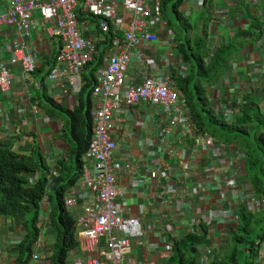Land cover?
<instances>
[{"label": "crops", "instance_id": "crops-1", "mask_svg": "<svg viewBox=\"0 0 264 264\" xmlns=\"http://www.w3.org/2000/svg\"><path fill=\"white\" fill-rule=\"evenodd\" d=\"M6 7V0H0V15L6 12ZM181 12L191 20L204 14L212 51L224 41V36L232 38L250 28H261L253 29V35L247 38L228 71L207 90L214 105L222 103V99L232 103L233 96L244 94L250 88H256L263 101L264 0H184ZM33 17L40 21L37 12ZM251 18L253 22L249 21ZM47 29L46 25V30L32 31L25 39L29 53L39 62L34 72L23 73L19 64L9 62L12 44L19 41L18 33L12 28L0 27V69L8 67L13 75L9 89L0 91V142H11L13 149L21 154L38 150L46 167L57 165L64 158L66 146L61 139V120L50 114L44 99L50 98L68 110L76 106L75 94H64L61 89H66L65 84L60 86L47 77L55 56L54 41ZM88 31L95 34L97 27H89ZM164 38L162 45L142 43L132 51L128 69L131 83H140L145 74L155 72L173 79L184 75L181 69L184 64L173 34H166ZM140 48H145L144 60L138 58ZM120 91L124 92V88ZM166 115L160 106L134 105L123 113L126 122L116 123L111 131L117 141L114 161L130 165V170L126 168L119 174L117 186L123 195L117 205L124 217L139 219L145 231L144 240L133 242L132 263L167 264L161 258L165 243L188 234L193 220L199 218L201 224H208V242L200 248L202 260L207 264L220 247L226 246L227 232L233 227L238 205L245 199L240 188L233 190L226 184L227 180L239 181L242 160L236 154L240 152L229 149L224 157H214L212 150L205 147L203 137L197 143L192 141L193 137L190 140L179 136L175 127H170L163 118ZM121 116L117 114L115 120ZM212 166H216L217 175ZM37 175L38 178L40 174ZM219 192H224V201H219ZM43 212L49 215L48 207ZM156 225L163 228L157 229ZM24 235L25 230L14 221L0 218V264H15L17 245ZM42 240L43 252H52L54 235L50 227L44 230ZM69 257L74 264H84L92 254L75 251ZM28 264H49V257ZM253 264H264V241L259 244Z\"/></svg>", "mask_w": 264, "mask_h": 264}, {"label": "built area", "instance_id": "built-area-1", "mask_svg": "<svg viewBox=\"0 0 264 264\" xmlns=\"http://www.w3.org/2000/svg\"><path fill=\"white\" fill-rule=\"evenodd\" d=\"M160 2L161 0H6V12L0 15V27L12 28L18 33L19 41L12 44L9 62L11 65L19 64L23 73L34 72L39 62L29 53L25 39L32 31L46 30V25L48 26L47 31L54 41L55 56L47 77L60 86L64 83L66 89L62 88L61 91L64 94L68 92L69 96L76 95L82 87V71L96 53L98 44L106 36L110 38L109 52L96 71L97 83L92 88V133L88 148L82 156V174L64 191L63 196L64 212L72 221L74 239L77 242V247L67 254L65 264H74L69 256L75 251L92 254L84 264H133V242L145 239L140 220L124 217L117 205L118 198L123 195L117 186L119 174L126 168L130 170V165L114 161L117 141L112 137L111 131L116 123L126 122L123 113L127 109L141 104L160 106L168 113L163 118L168 120L170 127H175L179 136L193 137L197 143L203 137L205 147L212 150L214 157H224L226 148L223 145L216 144L206 134L202 137L196 134L190 110L173 78L155 72L145 74L137 84L128 80L132 51L137 50L142 43L162 45L165 35H170L165 32ZM35 12L39 15V22L33 17ZM77 15L87 18L80 21ZM126 16L130 17L127 21ZM89 17L100 19L99 24L91 23ZM89 27H97V33H89ZM137 53L138 58L144 60L145 48H140ZM181 69L186 71L187 68L182 66ZM12 80L10 69L1 68L0 91L8 90ZM120 88H124V92ZM119 113L122 116L115 120ZM47 168L49 178L59 175L57 165H48ZM213 168L217 175L216 166L211 169ZM37 176V173L34 174L28 182L35 183ZM226 184L233 190L245 189V199L241 203H248L250 210L258 211L260 207H264V201L255 198L245 181L227 180ZM162 196L163 193H160L161 198ZM218 197L219 201H224V192H219ZM44 207H48L46 196L40 203V233L38 240L32 245L31 262L50 257L52 253H44L42 250L44 230L49 227L48 213L43 214ZM232 222L235 226L237 218ZM192 226L189 233L195 232L198 226L201 230V219L195 218ZM156 228L163 227L156 225ZM165 244L164 249H161V258L167 263L172 241ZM138 264L152 263L138 261Z\"/></svg>", "mask_w": 264, "mask_h": 264}, {"label": "trees", "instance_id": "trees-1", "mask_svg": "<svg viewBox=\"0 0 264 264\" xmlns=\"http://www.w3.org/2000/svg\"><path fill=\"white\" fill-rule=\"evenodd\" d=\"M183 3L184 0L160 2L164 28L173 34L179 56L187 68L184 75H175V85L181 90L190 110L196 134L201 137L206 134L226 150L235 147L234 151H239L242 156L239 179L247 183L255 198L264 201V100L256 88L233 96L232 103L222 99V103L214 105L206 96V89L216 85L228 71L247 38L253 35V29L261 28H250L232 38L224 36V41L212 51L204 14L197 20L185 17L181 12ZM77 17L80 21L87 18ZM88 19L94 24L100 22L95 17ZM100 44L83 69L82 87L75 95L76 106L68 110L50 98L44 99L50 114L61 120V139L66 146L64 158L57 163V177L49 178L48 168L38 150L28 155L21 154L13 149L11 142H0V218L12 220L25 230L17 245L15 264H28L30 261L32 245L40 233L37 224L44 196L47 197L49 227L54 235L49 264H65L67 254L77 247L72 221L64 212L62 202L64 191L81 177L82 156L92 133V88L97 83L96 71L105 52L110 49V38L106 36V41ZM192 141L195 142L194 139ZM36 173L40 176L30 184L28 179ZM236 218L237 224L227 232L226 246L220 247L207 264H253L256 260L259 244L264 241V207L252 211L248 203H241ZM207 238L208 224L202 223L200 231L172 240L167 264H206L200 247L208 242ZM242 256L246 259L244 263L240 262Z\"/></svg>", "mask_w": 264, "mask_h": 264}, {"label": "rangeland", "instance_id": "rangeland-1", "mask_svg": "<svg viewBox=\"0 0 264 264\" xmlns=\"http://www.w3.org/2000/svg\"><path fill=\"white\" fill-rule=\"evenodd\" d=\"M125 21H127V20H125ZM206 91H207V92H206V96L209 98V97L211 96V92L208 91L207 89H206ZM210 100H212L211 97H210ZM231 149L234 150L235 148H234V147H231L230 150H231ZM228 150H229V149H228ZM232 152H235V153H236L237 151L235 150V151H232ZM236 155H237V157L239 158V160H242V156H241L240 153H239V155H238V153H237ZM231 162H233V160H232ZM230 176H232V175L230 174ZM230 178H232V177H229V179H230ZM232 179H233V178H232ZM240 191H242V192L244 193V192H245V189L241 188ZM29 227H30V225H29ZM37 227H38V228L40 227L39 224H37ZM240 260H241L240 262L244 263L246 259L244 258V256H242Z\"/></svg>", "mask_w": 264, "mask_h": 264}]
</instances>
